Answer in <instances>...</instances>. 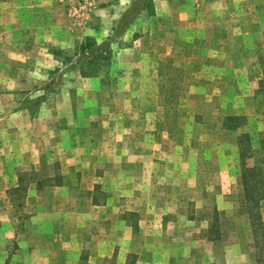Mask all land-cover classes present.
I'll return each mask as SVG.
<instances>
[{
  "label": "rangeland",
  "instance_id": "374dc122",
  "mask_svg": "<svg viewBox=\"0 0 264 264\" xmlns=\"http://www.w3.org/2000/svg\"><path fill=\"white\" fill-rule=\"evenodd\" d=\"M49 1L0 0L6 3L0 5V216L5 219L0 262H32L31 250L23 253L18 232L23 225L29 229L33 226L31 219L41 206L39 198L46 202L48 197L83 200L94 196L104 202L117 196L119 205L128 206L129 196H152L170 202L172 195L181 201L170 206L175 212L165 216L164 226L174 231L180 248L183 245L187 251L182 249L176 257L169 251L157 253L158 260L161 257L168 264H239L241 249L257 262L251 222L252 241L247 237L250 218L240 210L243 185L239 137L251 134L255 154L251 162L264 164V0H134L129 8L138 1L142 10L120 36L114 35L120 22L115 20L121 12L115 4L118 0ZM87 38L99 44L111 39L113 52L111 63L90 77L83 75V61L79 62L77 54L78 46ZM53 103L60 107L57 118L74 122L67 129L76 137L73 145H79L77 131L83 129L80 141L85 157L72 158L89 171L83 188L58 187L57 177L63 180L69 168L57 157L40 153L35 142L25 149L22 144L23 151L18 152L21 143L15 144L19 139L15 125L8 127L13 140H7L12 145L4 139L6 125L16 121L14 116L27 110L33 120L44 118L46 122L51 116L48 107ZM66 103L74 108L69 114L65 113ZM228 115L245 116L246 124L238 131L227 130L223 123ZM129 116L137 118L129 126L134 129L133 142L140 155L119 159L102 151L100 157L87 154L89 139L95 144L97 134L108 126L102 125L103 119L110 122L108 127L118 129L122 140L130 132L126 126ZM117 118L124 123L116 125ZM75 122H81L80 126ZM30 137H34L32 131L26 139ZM23 152L36 159L26 163L23 172H32L37 165L39 178L55 177L41 190L33 185L27 194L13 197L10 192L23 173L15 167L17 155ZM117 159L126 173L136 176L142 167H167L158 195L143 189L145 183L141 181L130 190L123 186L126 183L112 188L109 177L106 182L95 183L99 180L95 170L111 173ZM175 165L179 167L177 172L169 169H175ZM174 179L178 187L172 183ZM97 184L99 188L95 189ZM54 203L43 206L54 207V211L62 208L61 201ZM215 208L221 213V239L211 241ZM143 210L140 205L126 211L125 224L115 225L121 233L118 250L113 251L110 244L111 221L96 226L104 233L99 239L110 245L99 264L147 263L145 253H127L131 240L142 239H133L127 232L129 227L138 232ZM262 213L264 216V202ZM77 220L73 217L71 245L83 250V222ZM86 232L88 237L92 233ZM237 246L236 256H223V250Z\"/></svg>",
  "mask_w": 264,
  "mask_h": 264
},
{
  "label": "crops",
  "instance_id": "0c3cea01",
  "mask_svg": "<svg viewBox=\"0 0 264 264\" xmlns=\"http://www.w3.org/2000/svg\"><path fill=\"white\" fill-rule=\"evenodd\" d=\"M133 1L134 0H118L115 3L117 4V8L121 10V12H119V14L115 17L116 21L121 20V17L124 15L123 13L127 11ZM52 2V0L49 1V3ZM2 4L3 3H0L1 6ZM53 4H49V6L53 7ZM5 5L6 3L3 4V6ZM115 7L116 5L113 8ZM134 75L136 76L137 74L134 73ZM58 108H60L58 103L56 105L54 103L50 104L48 110L51 116L47 118L46 122H44V118L33 120V117L29 111H21V113L14 116V118L16 117V121H12V123L6 125L8 133L6 134L4 139L9 145H12L11 140H13V138H9L12 137V133H9L8 127L14 128L15 125L16 127H18L16 128V131L19 135V139L15 141V144L17 142L21 143L19 144V146H17L16 150L18 152H22L23 150H21V148L25 149L27 145H29V143L31 145L32 142H35L36 147H38L40 153L45 152L44 155H47V157H54L55 159L57 157L59 160H61L63 166L69 168L67 174L65 175V178L63 177L61 185H57L58 187L63 186V188L68 189L74 187L83 188L85 182L87 181V178L85 177H87V173L89 171L83 168V164H79L80 161L78 162L72 159L73 157H85V155H83V141H80L81 135L83 134V129L79 128V130L77 131V140L79 142V145H73L72 139H75L76 137H72V134H69L67 129L69 128L71 123L74 122L69 118L65 120L57 118V111H59ZM72 109H74L72 108V104L66 103L65 113L69 114ZM128 119L129 120L126 121V126L130 130V132L122 140L118 134V129H114V126L108 127L110 126V122L103 119L101 122L102 125L108 126H106L105 129H102L100 134H97V137L95 138V144L92 143V139H89V142H91V144H89V150L87 154H90L91 156L94 155L95 157H100L99 153L102 151V154L110 153L111 156L119 159L124 158V155H126V157L129 159L135 158L136 156L140 155L138 147L133 142L135 139V136L133 135L134 129L131 125L129 126V124H133L134 121L137 120V118L135 120L134 116H129ZM35 120L39 121V123L37 122L33 128ZM19 121H21V123ZM79 121L80 120L78 119L77 122ZM115 121H117L118 123L116 125H121L124 123H119L120 118H117ZM77 122H75V124L80 126L81 122L80 124H78ZM62 126H64L65 128L62 129ZM37 127L39 128L36 130ZM31 131L33 132L34 137L26 139L27 134L31 133ZM21 137H23V141H21ZM8 138L11 140H7ZM121 141L122 144H120ZM20 146L22 147L20 148ZM45 147H47L46 150L44 149ZM39 155L41 156V154ZM39 155L37 154V156ZM2 157L3 155H0V159ZM7 157L8 156L6 155V157L4 158L6 159ZM17 157L18 162L16 163L15 167H18V171L21 172L25 170L26 163L33 161L36 162V159L34 160V156L30 153L25 154L23 152V154H20V156L17 155ZM132 162L135 163V160H132ZM134 166H136V164L129 165V167ZM163 167L164 166L162 165H160V167L155 166L151 168V170L150 168L142 167V169H140V171L138 172L140 173L139 176L127 172L128 174H130L129 176L125 172V170L122 169V166L117 159V161L115 160L113 164L111 173L100 168H98L99 170H95V173H97L99 176V180H96L95 183H103L106 182V179L110 178L109 180L112 188L118 189L125 186L130 190L132 187L134 188V186H136L137 181H141L140 183H145L143 185V189L149 190V193L153 191L155 195H158V190L161 189V186L163 184V173L166 172L167 169V167ZM174 167L175 169L173 168V166L169 169H171V171L177 172L179 167L177 165H175ZM37 169L38 167L36 165V169L33 171H39ZM50 177L53 178L55 177V175L51 174L49 178ZM123 183L126 184L122 186ZM172 183H174L176 187H178V181L174 179ZM33 185L37 187V184L35 183H32L30 186ZM98 185L100 184L94 186L95 189L99 188ZM171 197L172 199L169 202L166 200L163 201L161 198L157 199L156 197L152 196H145L141 199H136L134 197L130 198L129 196L127 200V205L129 204L128 206L119 205L121 200L117 196H111V198L104 202H101L94 196H89L87 198L83 197V200L69 197H65L62 199L48 197L46 199V202L43 197L39 198L37 201L41 204V206L39 207V209H37V213L33 215L31 219V225L33 226L29 229L28 225H23L21 230L18 232L19 239L21 240V247L23 248V253L28 252V250H31L32 252V262H24V264H99L98 262L104 260L105 253L107 252L108 246L110 245L105 243L104 239H99L100 237L104 236V233H101L100 229H97L96 226L100 227V224L103 221H111L113 229L111 230L110 234V236L112 237V241L110 244L113 251L115 249L118 250L121 233L116 229L117 227L115 225H117L118 227L121 226L120 223H123L127 220L128 213H126V211L137 209L140 205H142L146 211L143 210L145 214H141L142 220L139 224L140 226H137L136 228L138 229V232L134 233L135 231H133V228L129 227L127 234L133 239L134 236L141 237L142 239L139 240L135 238L134 240H131L128 245L129 248L127 250V253H145L144 256L147 259L149 258L146 264H168L167 262L163 261V258L161 257L158 260L156 254L160 253L161 255H163L164 252L169 251L174 255L173 257H176L179 253L183 252L182 249L187 251V249H185L183 245L180 248L181 242H178V239L176 238L177 236L174 231H170L168 228H166V226H164V220H166L165 216L169 215V212H175L174 210H172V208H170V206L176 201L178 203L181 201L179 197L176 198V196L173 195ZM54 200H59L62 202V208L60 210L54 211L57 210L54 207L45 208L43 206L44 203L48 205L55 204ZM130 204H134L136 208L133 206L132 208H130ZM173 205H177V203ZM108 208H110L112 212L109 213ZM73 217H77L79 219L77 221L83 222V246L78 243V245H81V247H83V250L80 247L72 248L71 245V238L73 237L71 234ZM0 223H3L2 225H0L1 234L2 231H5V219L3 218V216H0ZM88 223H90V225H88ZM124 224L125 222L123 223V225ZM139 227L141 228L139 229ZM248 229L249 233L247 231V237L250 242L252 241V238H250V221ZM89 230H91L92 233L88 237L86 231ZM91 237L93 239H91ZM240 250L238 253L239 257H237L239 260V264H257L255 258L252 257V254L247 253L244 255L243 251ZM223 251V256H228L229 258H231L236 256V252H238V246L229 247ZM253 252L254 251H252L251 253ZM233 253L236 254L234 255ZM0 264L6 263L0 262Z\"/></svg>",
  "mask_w": 264,
  "mask_h": 264
},
{
  "label": "trees",
  "instance_id": "16d2710c",
  "mask_svg": "<svg viewBox=\"0 0 264 264\" xmlns=\"http://www.w3.org/2000/svg\"><path fill=\"white\" fill-rule=\"evenodd\" d=\"M142 10V4L135 2L122 16L119 24L114 28V35L120 36L130 27ZM111 39L99 44L92 38H87L84 43L78 46L77 54L79 62L83 61V75L90 77L95 72L110 64L113 57L111 49ZM87 67V69L85 68ZM246 124L245 116L228 115L224 119V128L227 130L238 131ZM241 179L243 185V198L241 202V212L250 218L252 233L256 245V257L258 264H264V216L262 204L264 202V164L252 163L254 157L253 137L250 133L241 134L239 137ZM53 178L42 179L36 171L23 172L19 175L18 184L10 192L11 196L27 194L32 183L37 184L38 189H42L46 181ZM56 185H61L62 177H57ZM19 205H22L20 203ZM220 211L215 208L213 211L214 222L211 225L209 235L211 241L221 239L218 219ZM1 225V224H0Z\"/></svg>",
  "mask_w": 264,
  "mask_h": 264
}]
</instances>
